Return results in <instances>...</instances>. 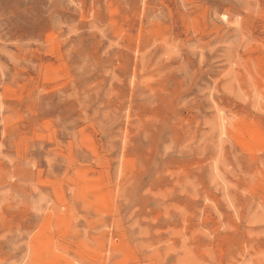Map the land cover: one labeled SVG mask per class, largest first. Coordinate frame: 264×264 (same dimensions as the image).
<instances>
[{
    "label": "rangeland",
    "instance_id": "1",
    "mask_svg": "<svg viewBox=\"0 0 264 264\" xmlns=\"http://www.w3.org/2000/svg\"><path fill=\"white\" fill-rule=\"evenodd\" d=\"M0 264H264V0H0Z\"/></svg>",
    "mask_w": 264,
    "mask_h": 264
}]
</instances>
